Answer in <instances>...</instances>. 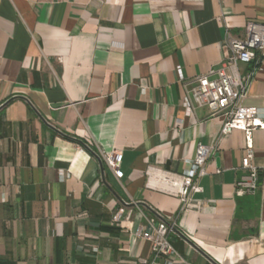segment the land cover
I'll list each match as a JSON object with an SVG mask.
<instances>
[{
  "label": "crops",
  "instance_id": "obj_1",
  "mask_svg": "<svg viewBox=\"0 0 264 264\" xmlns=\"http://www.w3.org/2000/svg\"><path fill=\"white\" fill-rule=\"evenodd\" d=\"M250 22L264 0H0V264H264V129L259 189L237 196L244 131L184 107ZM243 104L264 120V66ZM199 143L214 150L182 212L173 180ZM98 147L123 153L119 177ZM160 216L175 254L155 259L136 232Z\"/></svg>",
  "mask_w": 264,
  "mask_h": 264
},
{
  "label": "built area",
  "instance_id": "obj_2",
  "mask_svg": "<svg viewBox=\"0 0 264 264\" xmlns=\"http://www.w3.org/2000/svg\"><path fill=\"white\" fill-rule=\"evenodd\" d=\"M223 43L230 50V56L223 61L221 67L211 68L207 73L198 76L196 85L188 87L189 83H186L184 107L189 112L197 108H208L213 116L220 115L223 122L219 138L233 130L244 131L246 150L241 167L245 173L236 182L237 196H244L259 189V168L254 163V131L264 129V120L260 117L258 108L245 106L243 99L256 72L264 66V24L250 22L244 38L233 36L227 30ZM242 64L250 69L244 71ZM177 73L183 80L181 67L177 68ZM213 150L214 146L199 143L196 155L181 176L180 182L173 180L177 188L174 193L181 200L182 212L188 209L195 194L203 191L201 180L208 174L207 164ZM97 155L117 177L120 176L119 169L123 160L121 151L105 152L98 147ZM220 172L218 169L217 173ZM166 180L171 181V178L167 176ZM125 213V208H119L114 214V220L122 221ZM160 217L161 221L157 225L153 220L149 221L151 231L145 232L139 228L136 232L138 236L150 241L155 259L175 254L169 235L176 230L177 218L168 222Z\"/></svg>",
  "mask_w": 264,
  "mask_h": 264
},
{
  "label": "water",
  "instance_id": "obj_3",
  "mask_svg": "<svg viewBox=\"0 0 264 264\" xmlns=\"http://www.w3.org/2000/svg\"><path fill=\"white\" fill-rule=\"evenodd\" d=\"M217 163L218 165H220V158L218 157V155H217Z\"/></svg>",
  "mask_w": 264,
  "mask_h": 264
}]
</instances>
